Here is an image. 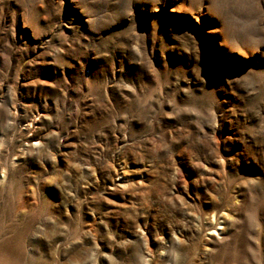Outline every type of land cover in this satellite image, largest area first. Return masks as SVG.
I'll use <instances>...</instances> for the list:
<instances>
[{"label":"rangeland","instance_id":"1","mask_svg":"<svg viewBox=\"0 0 264 264\" xmlns=\"http://www.w3.org/2000/svg\"><path fill=\"white\" fill-rule=\"evenodd\" d=\"M0 264H264V0H0Z\"/></svg>","mask_w":264,"mask_h":264}]
</instances>
